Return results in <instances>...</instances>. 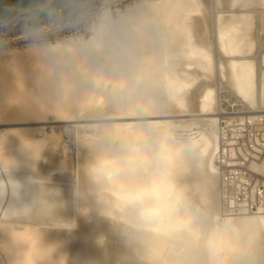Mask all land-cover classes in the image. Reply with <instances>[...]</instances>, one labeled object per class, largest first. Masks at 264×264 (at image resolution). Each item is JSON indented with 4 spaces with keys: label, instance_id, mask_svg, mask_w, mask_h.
Here are the masks:
<instances>
[{
    "label": "bare ground",
    "instance_id": "bare-ground-1",
    "mask_svg": "<svg viewBox=\"0 0 264 264\" xmlns=\"http://www.w3.org/2000/svg\"><path fill=\"white\" fill-rule=\"evenodd\" d=\"M34 2L39 9L47 7L54 21L26 25L20 32L10 33L8 25L0 31V124L49 116L116 122L75 130V229H46L36 211H14L35 205L34 180L46 162L57 161L61 137L38 140L34 128L0 132V264H210L203 246L172 235L181 220L173 205L182 198L201 212L208 230L225 222L243 227L244 240L222 238L223 264H244L248 253L238 249L245 246H254L264 264V214L223 208L216 163L220 91L227 89L252 111L264 110V0ZM6 14L0 9L1 17ZM105 18L117 23L97 51L88 45ZM82 26L84 33L57 34ZM37 34L47 38L19 47V40ZM126 48L154 61L153 83L134 104L117 101L111 93L117 54L121 71L132 66ZM185 115L193 118H176ZM141 130L170 131L176 140L190 142L191 150L162 174H124L113 158L121 151L118 138L137 137ZM67 150L64 146L61 154ZM62 155L60 175L72 160Z\"/></svg>",
    "mask_w": 264,
    "mask_h": 264
},
{
    "label": "clouds",
    "instance_id": "clouds-1",
    "mask_svg": "<svg viewBox=\"0 0 264 264\" xmlns=\"http://www.w3.org/2000/svg\"><path fill=\"white\" fill-rule=\"evenodd\" d=\"M115 23L117 22L108 18L101 20L88 47L97 51L103 50L105 34ZM34 38L41 39L39 34ZM125 52L132 58L131 69L130 71L120 70V58L117 54L115 58L117 83L111 89V93L117 101L124 99L127 103L134 104L139 99L138 93L148 89L153 83L154 74L151 64L154 61L149 57L137 56L131 48H126ZM118 139L121 151L113 158L120 161L121 171L124 174L142 171L162 174L171 164L183 162L191 150L190 142L178 141L170 131L165 130L155 133L141 130L137 137H119ZM60 195L59 190L48 189L37 198L35 205L25 206L14 211L30 214L33 211L41 210L45 199H47L49 210L59 212L64 207L59 199ZM173 214L181 218L172 233L173 237L182 242H189L193 246H203L209 253L210 264H223L219 259V245L223 242L222 238L236 242L245 238L243 227L237 224L225 222L211 230L206 229L202 222L201 212L189 206L183 198L179 202H174ZM238 251L248 253L244 264H261L255 255L254 246L252 248L245 246Z\"/></svg>",
    "mask_w": 264,
    "mask_h": 264
},
{
    "label": "built area",
    "instance_id": "built-area-1",
    "mask_svg": "<svg viewBox=\"0 0 264 264\" xmlns=\"http://www.w3.org/2000/svg\"><path fill=\"white\" fill-rule=\"evenodd\" d=\"M217 167L223 208L264 214V110L252 111L222 91Z\"/></svg>",
    "mask_w": 264,
    "mask_h": 264
},
{
    "label": "rangeland",
    "instance_id": "rangeland-1",
    "mask_svg": "<svg viewBox=\"0 0 264 264\" xmlns=\"http://www.w3.org/2000/svg\"><path fill=\"white\" fill-rule=\"evenodd\" d=\"M33 5H35V6H33ZM8 7H10V8H8ZM31 7H33V8H31ZM36 7H37L36 2H32V3H29L27 5H22L20 2L11 3V0L3 2L2 4H0V9L7 10V14L4 17L0 16V22H3V24L0 23V31L5 29V27L7 25L8 26L6 28H7V30H10V33H11L12 31L13 32H20L23 28H26V25L27 26H33V25H38L39 23H42V22L50 21V20L54 21V16L51 17L50 16L51 13L46 12V11H48L47 7H43V9H41V8L39 9V7H37L38 10L36 9ZM58 10H60V8H58ZM25 14L27 16H25ZM34 16H36V17H34ZM11 17H13V18H11ZM31 17H33V18H31ZM4 22H5V24H4ZM17 24H19V26ZM11 26L14 27V29L11 28ZM74 28H70V30L65 29L64 31H60L57 34L62 35V33H63V35H69V34H71L70 32H72V31H73L72 34L77 33V32L84 33V26L79 27L78 28L79 30L78 29L76 30V27H74ZM51 36H53V35H51ZM40 37H41L40 40H37L34 37H29V39L25 40V41L19 40L20 43L21 42H23V43L20 44L18 42L17 46L20 44L19 47H26L27 45L35 43V42L40 44L47 38V37H42V36H40ZM30 38H31V40H30ZM263 51L264 50H261L260 54ZM263 55H264V52H263ZM224 90L228 91L227 89H224ZM221 93H222V91H220V95H221ZM176 118L177 119L181 118L184 120L187 118L191 119L193 117L191 115H185L184 117L180 116V117H176ZM90 119L91 118L86 119V120L85 119H82V120H76L75 119V120L59 121V120H56L55 118L53 119V117L49 116V118L45 121L43 120V121H37V122H25V123L24 122L23 123L22 122H16V123H12V124H10V123L0 124V132L3 129H6V127L7 128H13V127L16 128L17 127L16 128L17 130H19V128H20V130H26L28 128L31 130V128H34L33 130L36 129V131H37L36 136H37L38 140H41V139L43 140L46 138L54 137L56 135L61 137L62 146L58 149L57 155L54 158L55 160L57 159V161L52 160V162H51L52 164L50 162H46L47 165L45 163V167L46 166L48 167V165H49L48 163H50L51 167H50V165L48 167L49 169L47 167L46 168L44 167L43 168L44 172L42 171V173L36 175V178L34 180L35 187L37 188L36 190H38V193H39L38 197L43 192L47 191L48 189H57V190H59V192L61 194L59 199L62 201V203L64 205V207L62 208L61 211L52 212L51 210H49V205L47 203V199H45L42 209L37 210L36 211L37 213L35 212L36 213L35 214L36 219L38 221L41 219V221H39V222H41L43 224V227L46 229H53V228H57V227H65V228H70V229L76 228V224H77L76 218L77 217H76V208H75V200H74V198H75V195H74V185L75 184L74 183H75L76 178H75V173H74L75 172L74 157L72 154V149H74V147H73L74 146V140L73 139L75 137V132H76L75 130H77L78 126L83 127L86 125H93V124H97V123H104V122L109 123L110 120H111V122H116V121H112L113 119L116 120V118H112V119L111 118H108V119L107 118H103V119L102 118L101 119L100 118H93L91 120ZM168 119H172V118H168ZM64 146L67 147V149H69L66 152L68 154V156L66 153L63 155L61 154V150L63 149ZM69 151H71V152H69ZM61 155H62V157L63 156L67 157L68 160H70L69 156L72 155L71 156L72 160L69 163V166H68L65 174H63V175H60L59 172L57 171V162H58V159L59 160L61 159ZM53 162L54 163L56 162V164H53ZM39 215H40V217H39ZM56 215H58V216L56 217ZM59 215L60 216L62 215V216L60 217ZM66 219H67V221H66ZM53 220H54V222H53ZM47 222H50V223H47ZM19 227H22V225H19Z\"/></svg>",
    "mask_w": 264,
    "mask_h": 264
},
{
    "label": "water",
    "instance_id": "water-1",
    "mask_svg": "<svg viewBox=\"0 0 264 264\" xmlns=\"http://www.w3.org/2000/svg\"><path fill=\"white\" fill-rule=\"evenodd\" d=\"M20 2L22 5H27L29 3L34 2V0H13L11 3Z\"/></svg>",
    "mask_w": 264,
    "mask_h": 264
}]
</instances>
